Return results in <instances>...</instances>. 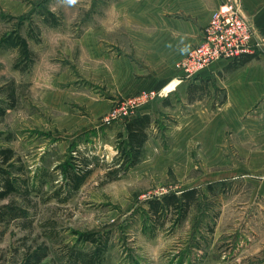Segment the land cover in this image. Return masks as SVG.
<instances>
[{
	"label": "rangeland",
	"instance_id": "rangeland-1",
	"mask_svg": "<svg viewBox=\"0 0 264 264\" xmlns=\"http://www.w3.org/2000/svg\"><path fill=\"white\" fill-rule=\"evenodd\" d=\"M113 2L0 0V149L14 153L0 168L17 187L0 199V264H264L263 135L224 106L258 55L169 89L142 48L137 68L120 61ZM18 36L27 58L5 43ZM143 115L147 140L125 170L127 126ZM192 189L183 214L150 211Z\"/></svg>",
	"mask_w": 264,
	"mask_h": 264
},
{
	"label": "crops",
	"instance_id": "crops-1",
	"mask_svg": "<svg viewBox=\"0 0 264 264\" xmlns=\"http://www.w3.org/2000/svg\"><path fill=\"white\" fill-rule=\"evenodd\" d=\"M226 1L114 0L112 21L115 45L120 48L124 46L121 50L124 55L120 61L124 62L127 68H137L139 60L130 53L134 52L133 48L140 47L148 53V64L144 65L161 71V74L157 73V83L165 85L171 82L174 86L186 84L187 82L180 80L177 64L189 50L201 42L212 13ZM235 1L241 5L243 16L250 21L256 34L264 37V0ZM117 42L121 45H117ZM257 57L258 59L245 63V66L238 69L233 78L227 81V100L224 106L226 109H236L243 117L252 116L253 132L263 135V144L257 146V141L253 142V164L264 166V54ZM245 59L237 63L219 62L205 70V75L222 71L231 64H243ZM151 60L155 64H152ZM246 124L248 123L244 122V125ZM260 169L261 167L258 170ZM261 173L263 171L259 172V177Z\"/></svg>",
	"mask_w": 264,
	"mask_h": 264
},
{
	"label": "built area",
	"instance_id": "built-area-1",
	"mask_svg": "<svg viewBox=\"0 0 264 264\" xmlns=\"http://www.w3.org/2000/svg\"><path fill=\"white\" fill-rule=\"evenodd\" d=\"M263 48V39L243 16L241 5L227 0L214 10L201 42L177 64V71L181 81L189 82L219 62L237 63L247 56L260 55ZM156 96L155 92H144L138 100L148 101Z\"/></svg>",
	"mask_w": 264,
	"mask_h": 264
},
{
	"label": "trees",
	"instance_id": "trees-1",
	"mask_svg": "<svg viewBox=\"0 0 264 264\" xmlns=\"http://www.w3.org/2000/svg\"><path fill=\"white\" fill-rule=\"evenodd\" d=\"M5 43L7 46H12L19 48L22 54V58H27L30 56V51L28 49L27 41L21 37H15L11 40L6 39ZM247 56L245 61L249 59ZM244 63V61H243ZM240 64H231L232 66H238ZM151 125V117L149 115H143L135 118L127 126L128 133V143L130 150L122 155L121 166L126 170L135 166L138 162L141 150L147 140V129ZM14 159V153L10 149H0V163L2 166L10 165ZM17 190L14 180L11 178L10 173L4 169L0 168V199L5 198L10 193ZM198 191L196 189L184 191L181 195L169 194L161 198L154 199L148 202L150 211L155 216L167 215V211L170 209L177 210L180 213H184L188 210L191 204H194L198 200ZM84 240L95 242V240L90 235H84Z\"/></svg>",
	"mask_w": 264,
	"mask_h": 264
},
{
	"label": "clouds",
	"instance_id": "clouds-1",
	"mask_svg": "<svg viewBox=\"0 0 264 264\" xmlns=\"http://www.w3.org/2000/svg\"><path fill=\"white\" fill-rule=\"evenodd\" d=\"M68 2H69V3H74V2H75V0H68Z\"/></svg>",
	"mask_w": 264,
	"mask_h": 264
},
{
	"label": "bare ground",
	"instance_id": "bare-ground-1",
	"mask_svg": "<svg viewBox=\"0 0 264 264\" xmlns=\"http://www.w3.org/2000/svg\"><path fill=\"white\" fill-rule=\"evenodd\" d=\"M172 87H174V85H171V86H169L168 88L170 89V88H172ZM168 88H167V90H168ZM170 91V90H169ZM172 91V90H171Z\"/></svg>",
	"mask_w": 264,
	"mask_h": 264
}]
</instances>
